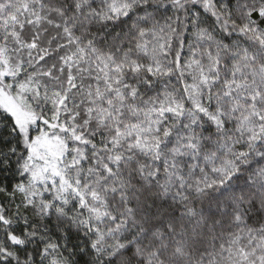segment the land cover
Segmentation results:
<instances>
[{"label":"snow or ice","instance_id":"obj_1","mask_svg":"<svg viewBox=\"0 0 264 264\" xmlns=\"http://www.w3.org/2000/svg\"><path fill=\"white\" fill-rule=\"evenodd\" d=\"M0 264H264V0H0Z\"/></svg>","mask_w":264,"mask_h":264}]
</instances>
